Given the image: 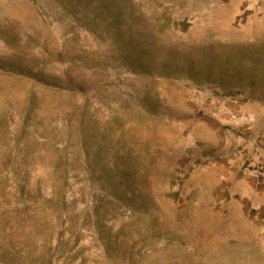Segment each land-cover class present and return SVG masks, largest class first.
<instances>
[{
	"label": "rangeland",
	"instance_id": "374dc122",
	"mask_svg": "<svg viewBox=\"0 0 264 264\" xmlns=\"http://www.w3.org/2000/svg\"><path fill=\"white\" fill-rule=\"evenodd\" d=\"M0 264H264V0H0Z\"/></svg>",
	"mask_w": 264,
	"mask_h": 264
}]
</instances>
